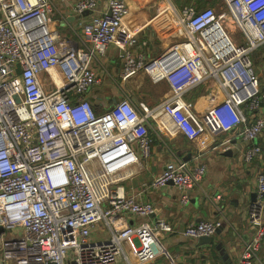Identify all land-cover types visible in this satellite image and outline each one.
I'll return each mask as SVG.
<instances>
[{"label": "built area", "instance_id": "1", "mask_svg": "<svg viewBox=\"0 0 264 264\" xmlns=\"http://www.w3.org/2000/svg\"><path fill=\"white\" fill-rule=\"evenodd\" d=\"M53 1L0 0V264H146L168 258L159 235L172 226L162 218L149 222L152 204L125 196L118 185L139 157L149 156L155 109L142 112L121 93L97 112L88 95L101 79L91 64L114 46L120 78L143 73L167 84L169 95L156 109L186 139L238 130L247 145L242 161L251 163L262 155L256 141L264 135V89L251 59L264 46V0H224L240 42L226 29L225 13L183 7L177 19L183 39L149 58L132 53L137 33L124 25L125 0H108L100 13L96 0H76L74 12H96L76 33V46L53 31ZM200 85L202 112L186 98ZM205 173V164L169 161L147 188L171 183L183 206ZM263 212L261 171L239 264H249L264 238ZM100 225L106 239L99 237ZM220 226L200 220L182 234L212 237Z\"/></svg>", "mask_w": 264, "mask_h": 264}, {"label": "crops", "instance_id": "2", "mask_svg": "<svg viewBox=\"0 0 264 264\" xmlns=\"http://www.w3.org/2000/svg\"><path fill=\"white\" fill-rule=\"evenodd\" d=\"M75 1L54 0L50 17L56 36L70 40L74 46L77 45L76 33H80L82 24L89 22L96 12L105 11L108 0H96V12L82 14L73 11ZM125 2L128 13L124 25L137 33L132 53L148 58L183 39L177 20L183 7L195 6L199 10L207 6L215 9L220 2L225 5L224 0ZM263 57L264 46L251 56L261 89H264ZM121 65L119 51L114 46H109L104 55H99L91 66L100 76L101 83L90 91L88 97L97 112L108 109L121 93L129 94L142 112L155 109L149 118L152 140L149 156L139 157L138 164L118 182L125 196L134 195L138 201L152 204L154 214L149 217V222L162 218L173 228L172 232L159 235L168 258L160 255L146 264H239L244 241H248L251 235L247 225V208L253 199L257 174L264 171V135L256 141L262 147V155L251 163L242 161L247 145L238 138V130L216 136L203 131L189 141L173 126L161 108L156 109L169 95L167 84L161 81L154 83L143 73L122 79L118 76ZM55 75L60 84L61 77L57 73ZM42 87L49 89L46 81L42 82ZM186 98L194 101L196 111L202 112L206 105L203 95H198L194 89ZM176 160L186 161L190 167L206 165L205 175L190 190L189 201L183 206L179 203L178 189L171 183L158 189L147 188L166 162ZM262 216L264 221V212ZM127 220L129 224L133 223L131 218ZM200 220L221 223L208 243H200V238L189 239L182 234L187 226ZM99 228V237L106 239L109 235L105 227L100 225ZM249 264H264V238Z\"/></svg>", "mask_w": 264, "mask_h": 264}, {"label": "rangeland", "instance_id": "3", "mask_svg": "<svg viewBox=\"0 0 264 264\" xmlns=\"http://www.w3.org/2000/svg\"><path fill=\"white\" fill-rule=\"evenodd\" d=\"M215 10H216L217 13H225L224 25L228 29L230 35L240 42L239 34L236 32V30H235V28H234L231 20L229 19L227 6H225L222 2H220L219 3V6L218 7H215ZM262 61H264V57H263ZM137 74H142V73H137ZM145 77L148 80H150L146 75H145ZM195 90L197 91V94L198 95H203L204 96V94H205V87H203V85L202 86L201 85L198 86Z\"/></svg>", "mask_w": 264, "mask_h": 264}, {"label": "water", "instance_id": "4", "mask_svg": "<svg viewBox=\"0 0 264 264\" xmlns=\"http://www.w3.org/2000/svg\"><path fill=\"white\" fill-rule=\"evenodd\" d=\"M209 240H210L209 237H200V239H199L200 243H208Z\"/></svg>", "mask_w": 264, "mask_h": 264}]
</instances>
